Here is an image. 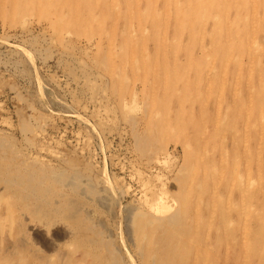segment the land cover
Returning <instances> with one entry per match:
<instances>
[{"label":"rangeland","instance_id":"rangeland-1","mask_svg":"<svg viewBox=\"0 0 264 264\" xmlns=\"http://www.w3.org/2000/svg\"><path fill=\"white\" fill-rule=\"evenodd\" d=\"M204 7L194 15L190 0H0V264H67L84 251L140 264L127 213L152 218L164 197L178 203L180 229L200 221L195 243L216 254L212 264H264V0ZM163 234L169 257L184 255Z\"/></svg>","mask_w":264,"mask_h":264},{"label":"bare ground","instance_id":"bare-ground-1","mask_svg":"<svg viewBox=\"0 0 264 264\" xmlns=\"http://www.w3.org/2000/svg\"><path fill=\"white\" fill-rule=\"evenodd\" d=\"M101 1V0H100ZM191 1V3H193V8L195 9L194 11H193V14L195 15V13H196V11L198 12V13H196V14H200V13H202V10H204V5H205V1L206 0H190ZM228 0H225V3L227 2ZM233 1V0H232ZM238 1V0H237ZM255 1H257V0H255ZM174 2V1H173ZM247 2V1H246ZM246 2H245V4H246ZM231 3V2H230ZM238 3V2H237ZM40 4V3H39ZM178 4H179V2H178ZM207 4V3H206ZM224 4V3H223ZM233 4V3H232ZM190 5V4H189ZM209 5V4H208ZM219 5V4H218ZM222 5V4H221ZM220 5V6H221ZM244 5V4H243ZM254 5H256V3H254ZM173 6V5H172ZM178 6V5H177ZM213 6V5H212ZM233 6V5H232ZM240 5H239V3H238V6L237 7H239ZM244 6H246V5H244ZM180 7H183V6H179V8ZM222 7V6H221ZM220 7V8H221ZM223 7H224V5H223ZM222 7V8H223ZM243 7V6H242ZM250 6H247V8H249ZM174 8V7H173ZM178 8V7H177ZM184 8V7H183ZM217 8V7H216ZM233 8V7H232ZM244 8H246V7H244ZM252 8V7H251ZM255 8V7H254ZM264 8V7H263ZM4 9V8H3ZM225 9V8H224ZM238 9V8H237ZM182 10V9H181ZM210 10V9H209ZM218 10V9H217ZM226 10V9H225ZM234 10H236V9H234ZM172 11V10H171ZM208 11V10H207ZM207 11H206V13L205 14H208L207 13ZM227 11V10H226ZM230 11V10H229ZM239 11H240V9H239ZM175 12H176V9H175ZM209 12V11H208ZM257 12V11H256ZM226 13V12H225ZM230 13V12H229ZM204 14V15H205ZM232 14V13H231ZM230 14V15H231ZM245 14V13H244ZM261 14V13H260ZM177 15V14H176ZM183 15V14H182ZM201 15H203V14H201ZM200 15V16H201ZM216 15H219V14H216ZM243 15V14H242ZM199 16V17H200ZM229 16V15H228ZM233 16H234V14H233ZM236 16V15H235ZM250 16H251V14H250ZM256 16L258 17V15L256 14ZM195 17V16H194ZM202 17V19L204 18L203 16H201ZM219 17V16H218ZM247 17V16H246ZM93 19H94V17H92ZM177 18V17H176ZM179 18V17H178ZM184 18V17H183ZM196 18V17H195ZM197 18H198V16H197ZM196 18V19H197ZM226 18V17H225ZM228 18V17H227ZM231 18H232V16H231ZM251 18V17H250ZM249 18V19H250ZM254 18V17H253ZM256 18V17H255ZM82 19H84V18H82ZM91 19V18H90ZM180 19V18H179ZM208 19V18H207ZM206 19V20H207ZM209 19H210V17H209ZM215 19V18H214ZM234 19V18H233ZM232 19V20H233ZM264 19V18H263ZM97 20V19H96ZM100 20V19H99ZM195 20V19H194ZM199 20H200V18H199ZM216 20V19H215ZM231 20V21H232ZM245 20V19H244ZM254 20V19H253ZM252 20V21H253ZM83 21V20H82ZM95 21V20H94ZM228 21V20H227ZM248 21V20H247ZM250 21V20H249ZM256 21V20H255ZM255 21H254V23H255ZM261 21V20H260ZM260 21H259V23H260ZM76 22V21H75ZM199 22H201V21H199ZM208 22V21H207ZM218 22V21H217ZM258 22V21H257ZM262 22V21H261ZM263 22H264V20H263ZM78 23V22H77ZM85 23H87V22H85ZM229 23V22H228ZM243 23V22H242ZM249 23V22H248ZM259 23H257V24H259ZM84 24V23H83ZM230 24V23H229ZM228 24V25H229ZM250 24V23H249ZM209 25H210V23H209ZM224 25H225V23H224ZM231 25V24H230ZM229 25V26H230ZM243 25H245V22L243 23ZM220 26V25H219ZM233 26H235V24L233 25ZM241 26V25H240ZM247 26V25H246ZM246 26H244V27H246ZM257 26V25H256ZM264 26V25H263ZM206 27V26H205ZM212 27H213V25H212ZM218 27V26H217ZM238 27V26H237ZM236 27V28H237ZM244 27H243V29H244ZM259 27V26H258ZM258 27H256V28H258ZM203 28V27H202ZM201 28V29H202ZM219 28V27H218ZM251 28V27H250ZM230 29V28H229ZM216 30V29H215ZM214 30V31H215ZM239 30V29H238ZM247 30H248V28H247ZM256 30V29H255ZM145 31L146 30H144V33H145ZM257 31V30H256ZM136 32V31H135ZM134 32V33H135ZM206 32V31H205ZM205 32H204V34H205ZM106 33V32H105ZM132 33V32H131ZM147 33V32H146ZM200 33V32H199ZM218 33V32H217ZM228 33H229V31H228ZM133 34V33H132ZM209 34H211V33H209ZM232 34V33H231ZM238 34H240V33H238ZM246 34H247V32H246ZM248 34H249V32H248ZM257 34V33H256ZM139 36H140V34H138ZM221 35V34H220ZM229 35V34H228ZM202 36H203V34H202ZM210 36V35H209ZM213 36V35H212ZM236 36V35H235ZM254 36V35H253ZM131 37V36H130ZM129 37V39H131ZM136 37V36H135ZM240 37V36H239ZM133 38V37H132ZM202 38V37H201ZM211 38V37H210ZM241 38V37H240ZM239 38V39H240ZM249 38V37H248ZM128 39V40H129ZM231 39H232V37H231ZM163 40V39H162ZM174 40V39H173ZM229 40H230V38H229ZM251 40H253V39H251ZM202 41V40H201ZM217 40H214L213 41V43H215ZM248 41V40H247ZM249 41H250V39H249ZM254 41H256V40H254ZM110 42V41H109ZM217 42H219V41H217ZM216 42V43H217ZM233 42V41H232ZM257 42V41H256ZM111 43H113V42H111ZM220 43V42H219ZM250 43V42H249ZM252 43V42H251ZM182 44V43H181ZM189 44H191V43H189ZM226 44V43H225ZM247 44V43H246ZM214 45V44H213ZM218 45H220V44H217V46ZM253 45V44H252ZM184 46V45H183ZM216 46V45H215ZM234 46V45H233ZM249 46V45H248ZM258 46V45H257ZM127 47V46H126ZM143 47H145L144 45H143ZM252 47H254V46H252ZM256 47V46H255ZM109 48V47H108ZM122 48V47H121ZM134 49L136 48L135 46L133 47ZM160 48V47H159ZM220 48H221V45H220ZM262 48V47H261ZM110 49V48H109ZM118 49V48H117ZM117 49H114V51H112V52H115V50H117ZM203 49V48H202ZM219 49V48H218ZM246 49H248V47L246 48ZM254 49L255 48H253L252 50L254 51ZM108 50V49H107ZM112 50H113V48H112ZM225 50V49H224ZM243 50V49H242ZM178 51H179V49H178ZM215 51H217V48H216V50ZM223 51V50H222ZM221 51V52H222ZM219 52H220V50H219ZM243 52V51H242ZM252 52V51H251ZM103 53H104V51H103ZM174 53V52H173ZM223 53H225V52H223ZM101 54V53H100ZM111 54V53H110ZM217 54H218V51H217ZM221 54V53H220ZM238 54V53H237ZM108 55H109V52H108ZM112 55H114L113 53H112ZM111 55V56H112ZM116 55V54H115ZM115 55H114V58H115ZM231 55V54H230ZM248 55V54H247ZM104 56V55H103ZM132 56H134V55H132ZM208 56H211V54L210 55H208ZM207 56V57H208ZM214 56V55H213ZM219 56V55H218ZM113 57V56H112ZM222 57V56H221ZM231 57V56H230ZM229 57V58H230ZM237 57V56H236ZM253 57V56H252ZM251 57V58H252ZM135 58V57H134ZM167 58V57H166ZM175 58V57H174ZM224 58V57H223ZM225 58H227L228 59V56H226ZM234 58H235V55H234ZM233 58V59H234ZM147 59V58H146ZM207 59V58H206ZM212 59H213V57H212ZM212 59H211V61H212ZM221 59V58H220ZM236 59V58H235ZM234 59V60H235ZM238 59V58H237ZM254 59V58H253ZM252 59V60H253ZM132 60V59H131ZM134 60V59H133ZM137 60V59H136ZM143 60H145L144 58H143ZM193 61V60H192ZM198 61V60H197ZM204 61V60H203ZM218 61H220V60H218ZM229 61V60H228ZM255 61V60H254ZM133 63L135 62V64H137L136 63V61H132ZM208 62V60H205L204 62H200L201 64H203V65H207V64H204V63H207ZM214 62V61H213ZM225 62H226V60H225ZM239 62V61H238ZM249 62V61H248ZM252 62V61H251ZM258 62V61H257ZM257 62L255 61V64H257ZM260 62V61H259ZM222 63V62H221ZM231 63V62H230ZM233 63V62H232ZM176 64V63H175ZM225 64V63H224ZM227 64H228V62H227ZM190 65V64H189ZM240 65V64H239ZM243 65V64H242ZM251 65V64H250ZM208 66V65H207ZM229 66V65H228ZM258 66V65H257ZM114 67V66H113ZM112 67V68H113ZM136 67H138V65L136 66ZM202 67V66H201ZM246 67V66H245ZM253 67V66H252ZM251 67V68H252ZM199 68H200V66H199ZM238 68H240V67H238ZM248 68V67H247ZM250 68V67H249ZM111 69V68H110ZM226 70V69H225ZM109 71V70H108ZM242 71V70H241ZM246 71H248V69L246 70ZM257 70H255V72H256ZM198 73V72H197ZM223 73H225L226 74V72H223ZM109 74V73H108ZM229 74V73H228ZM250 74H251V71H250ZM250 74H249V76H250ZM253 74V73H252ZM166 75V74H165ZM224 75V74H223ZM248 76V77H249ZM262 76V75H261ZM167 77V76H166ZM166 79V78H165ZM114 80V79H113ZM125 81V80H124ZM259 81H261L260 83H259V85L261 86L262 85V83H263V81H264V76H262V77H260L259 78ZM212 83V82H211ZM209 85H210V87H211V84H210V82H209ZM219 85V84H218ZM220 86V85H219ZM221 87V86H220ZM260 88V87H259ZM254 90V89H253ZM252 91V90H251ZM260 91V90H259ZM182 92V91H181ZM182 94V93H181ZM200 95V94H199ZM182 98V97H181ZM261 99V98H260ZM182 100V99H181ZM258 103V102H257ZM162 113V112H161ZM154 115V114H153ZM155 116V115H154ZM153 116V117H154ZM159 118L160 117H158V121H159ZM263 117H262V115H261V119H262ZM261 121H263V120H261ZM222 122V121H221ZM242 122V121H241ZM218 124H220V122H217ZM217 123H215V126H217L216 124ZM149 124H150V122H149ZM160 126V125H159ZM155 127H158V125L157 126H155ZM255 127V126H254ZM163 128H164V125H163ZM223 128V127H222ZM160 129V128H159ZM233 130V129H232ZM159 131H161V130H159ZM221 132H223V131H221ZM205 141V140H204ZM203 141V143H205ZM202 143V144H203ZM244 143V142H243ZM245 144V143H244ZM249 145V144H248ZM186 146V145H185ZM187 146H189V145H187ZM186 146V147H187ZM203 146V145H202ZM247 146V145H246ZM199 147V146H198ZM197 147V148H198ZM204 147H206V145H204ZM188 148V147H187ZM202 147H200V149H201ZM196 149V148H195ZM205 148H203L202 149V151L204 150ZM197 150H199V149H197ZM207 150V149H206ZM189 151V150H188ZM212 151V150H211ZM210 151V152H211ZM201 152V151H200ZM207 151H205L204 150V152H203V154L204 153H206ZM209 152V153H210ZM199 153V152H198ZM209 153H207V154H209ZM196 155H199V154H197V153H195ZM201 154V153H200ZM206 154V155H207ZM31 155V154H30ZM192 155V154H191ZM194 155V154H193ZM205 155V154H204ZM200 156V155H199ZM20 157V156H19ZM192 157H195V155L194 156H192ZM202 157L203 156H201V158H199V159H201L202 160ZM211 157V156H210ZM209 157V158H210ZM196 158V157H195ZM197 159V158H196ZM196 159H194V160H196ZM205 159H206V156H205ZM208 159V158H207ZM34 161V160H33ZM200 161V160H199ZM206 161V160H205ZM212 161V160H211ZM195 162V161H194ZM204 162V161H203ZM203 162H201L202 164H200L199 163V166L200 165H203ZM207 162V161H206ZM209 162H210V160H209ZM255 162V161H254ZM160 163V162H159ZM205 163V162H204ZM160 164H162V163H160ZM191 162H190V166L188 167V168H191L190 169V171L191 172H193L194 170H195V167L194 168H192L191 167ZM194 164V163H193ZM213 164V163H212ZM224 164V163H223ZM195 165V164H194ZM196 165H198V161H197V164ZM205 165V164H204ZM207 165H211V163L209 164V163H207ZM207 165H205V166H207ZM214 165V164H213ZM212 165V167H214ZM198 166V167H199ZM218 166V165H217ZM216 166V167H217ZM197 167V168H198ZM203 168H204V166H202ZM209 167H211V166H208L207 167V174H208V169H210ZM211 167V169L210 170H212L211 171V173H210V175L211 174H215V173H219L218 171H216L215 173H214V169H216L215 167L214 168H212ZM186 170H187V168H186ZM205 170V169H204ZM218 170H219V167H218ZM222 170V169H221ZM224 170V169H223ZM18 171V170H17ZM198 171H200L199 169H198ZM249 171V170H248ZM191 172H188L187 174H189L190 175V173ZM202 172H203V170H202ZM204 172H206V171H204ZM221 172V171H220ZM223 172H225V171H223ZM223 172L221 173V174H219V175H221V178H222V175H223ZM227 172H229V170L227 171ZM231 172H232V177H233V181H235V180H238V178L236 177V174H235V172L233 171V170H231ZM28 173H32L31 171L30 172H28ZM193 173H195V172H193ZM200 173L201 172H199V174L198 175H200ZM230 173V172H229ZM261 173V172H260ZM226 174V173H225ZM228 174V173H227ZM195 175V174H194ZM194 175L193 176H191V177H194ZM209 175V176H210ZM230 175V174H229ZM229 175H227V177L229 176ZM264 175V174H263ZM34 176V175H33ZM197 176V175H196ZM205 176V175H204ZM218 176V175H217ZM216 176V177H217ZM241 176V175H240ZM256 176H258V175H256ZM19 177H21V175L19 176ZM29 177H31V176H29ZM28 177V178H29ZM191 177H188V180H189V178H191ZM200 177V176H199ZM203 177V176H202ZM207 178H208V176H206ZM232 177L230 178V179H232ZM26 178V177H25ZM197 178H198V176H197ZM196 178V179H197ZM211 178V177H210ZM192 179V178H191ZM20 180V179H19ZM195 180V179H194ZM200 181H203L204 179H199ZM199 180H197V181H199ZM257 180V179H256ZM256 180H254V181H256ZM31 181V180H30ZM193 181V180H192ZM200 181H199V183H200ZM214 181V180H213ZM219 181V180H218ZM223 182H224V178H223V180H222ZM240 180H238V182H239ZM251 181V180H250ZM27 182V181H26ZM230 182H231V180H230ZM238 182H236L235 184H237ZM249 182V181H248ZM247 182V183H248ZM263 182V181H262ZM28 183V182H27ZM189 183V182H188ZM190 183H191V180H190ZM189 183V184H190ZM194 183V182H193ZM204 183V182H203ZM228 183V182H227ZM232 183V182H231ZM234 183V182H233ZM233 183H232V186L231 187H233ZM251 183H254V182H252L251 181ZM29 184V183H28ZM196 184V182L194 183V185ZM24 185H26V184H24ZM194 185H192V186H194ZM200 185V184H199ZM199 185H198V187H199ZM229 185V184H228ZM231 185V184H230ZM238 185V184H237ZM252 185V184H251ZM264 185V184H263ZM186 186H187V184H186ZM250 186V185H249ZM253 186V185H252ZM30 187V186H29ZM188 187H189V185H188ZM230 187V186H229ZM228 187V188H229ZM236 187H238V186H236ZM251 187V186H250ZM258 187V186H257ZM193 188V187H192ZM192 188H191V191H192ZM235 188V187H234ZM252 188V187H251ZM24 189V188H23ZM22 189V187H21V190H23ZM188 189V188H187ZM190 189V188H189ZM230 189H232V188H230ZM256 189V188H255ZM26 190V189H25ZM24 190V191H25ZM229 190V189H228ZM227 190V191H228ZM186 191V190H185ZM190 191V190H189ZM164 192V191H163ZM193 192V191H192ZM214 192V191H213ZM240 192V191H239ZM249 192V191H248ZM261 192H262V190H261ZM41 193V192H40ZM246 193V192H245ZM35 194V193H34ZM37 194V193H36ZM173 194V193H172ZM175 194V193H174ZM177 194V193H176ZM29 195V194H28ZM27 195V196H28ZM32 195V194H31ZM171 195V194H170ZM183 195H185V193L183 194ZM182 195V196H183ZM187 195V194H186ZM190 195V194H189ZM189 195H188V197H189ZM216 195V194H215ZM218 195V194H217ZM26 196V197H27ZM165 196V195H164ZM171 196H174V195H171ZM193 195H191V197H192ZM222 197V196H221ZM220 197V198H221ZM146 198V197H145ZM186 198V197H185ZM215 198V197H214ZM217 198H218V196H217ZM247 198V197H246ZM148 199V198H147ZM172 199V198H171ZM169 197L168 198H166V197H164V198H162L161 200H159V199H157L158 200V203H156V205L153 207V205L152 206H150V211H151V217L152 218H146V217H142L139 221H134V220H132V215H134V213L133 212H128L127 213V225H128V230L129 229H134V233H135V226H136V229H137V231H139V234H140V237H141V245L139 246L140 247V249L138 250V254H139V257L141 258L140 259V264H187V263H185V261L184 260H186L185 258H183V257H186V256H189L190 254L191 255H193V253H191V251L192 252H195L194 253V257L193 258H195V263H193V264H203V261L205 260V259H208V261H209V264H212L213 262H215V261H217V259H216V257H215V255H213L211 252H209V249H208V247H206V248H204V252L203 251H201L200 253H199V249H198V244H196L195 242L196 241H198L197 239H198V235H197V232H198V229H199V226H200V221H198L197 222V224H196V227H195V229H194V225H193V230H190V229H180L181 227H179L180 225H181V220L183 219V217L181 216V214H179L178 213V206H177V204L175 203V200L173 201V199L171 200ZM178 199V198H177ZM192 199H193V197H192ZM221 199H224V198H221ZM263 199V198H262ZM156 200V201H157ZM187 200V199H186ZM191 200V199H190ZM189 200V201H190ZM252 200V199H251ZM250 200V201H251ZM148 201V200H147ZM181 202H182V205H183V203L185 202V200H184V202L182 201V200H180ZM222 201V200H221ZM227 201H228V199H227ZM253 201V200H252ZM104 202V201H103ZM145 202V201H144ZM197 202V201H196ZM143 203V202H142ZM151 203V202H150ZM191 203V202H190ZM199 205V207H201V205H200V202H197ZM214 203H215V201H214ZM232 203V202H231ZM147 204V203H146ZM181 204V203H180ZM263 204V203H262ZM151 205V204H150ZM190 205V204H189ZM194 205V204H193ZM216 205V204H215ZM226 205V204H225ZM253 205V204H252ZM228 206V205H227ZM147 207V206H146ZM181 207V206H180ZM186 207H187V205H186ZM189 207V206H188ZM195 207V206H194ZM253 207V206H252ZM148 208H149V206H148ZM182 208V207H181ZM249 208V207H248ZM259 208V207H258ZM187 209V208H186ZM185 209V210H186ZM195 209V208H194ZM250 209H251V206H250ZM248 209L246 208V210L245 211H247ZM182 211V210H181ZM199 211V210H198ZM262 211V210H261ZM73 212V211H72ZM146 212V211H145ZM133 213V214H132ZM181 213V212H180ZM247 213V212H246ZM250 214L252 213V212H249ZM263 214H264V212H262ZM259 214V213H258ZM247 215V214H246ZM262 216V215H261ZM135 217V216H134ZM246 217V216H245ZM251 217V216H250ZM249 217V218H250ZM263 217V216H262ZM261 218V217H260ZM98 219V218H97ZM191 220V219H190ZM263 220V219H262ZM95 221V220H94ZM44 224V223H43ZM193 224H194V222H193ZM228 224V223H227ZM232 224V223H231ZM230 224V225H231ZM224 225V224H223ZM186 226H187V224H186ZM247 226V225H246ZM245 226V227H246ZM227 227H229V225L227 226ZM191 228H192V225H191ZM210 228V227H209ZM245 229V228H244ZM227 230V229H226ZM66 231V230H65ZM210 231V230H209ZM132 232V231H131ZM228 232V231H227ZM57 233V232H56ZM133 233V234H134ZM163 233H167V235H169V233L171 234V236L173 237V239H174V242L175 243H181V245L182 246H180V249H181V251L182 252H180V254L179 255H181L182 253L184 254V255H182L181 257H178V258H176L177 256H175V260L174 259H172V258H170V257H172L173 256V254H174V251H175V249H172V247H173V244L172 243H170L169 242V240H165V235L163 234ZM222 233H224V232H222ZM132 234V235H133ZM201 234V233H200ZM205 234V233H204ZM208 234V233H207ZM211 234V233H210ZM226 234H229V232L228 233H226ZM63 235V234H62ZM60 236V235H59ZM228 236H231L230 234L228 235ZM139 237V236H138ZM233 237V236H232ZM247 237V236H246ZM63 238H64V236H63ZM203 238V237H202ZM205 238H207V237H205ZM132 239H133V237H132ZM208 239V238H207ZM262 239H263V237H262ZM256 240V239H255ZM261 240V239H260ZM264 240V239H263ZM155 241L157 242V244H155V245H160V250L158 251V255L157 254H154L153 252V248H152V251H151V247H152V243H155ZM204 241H206V240H204ZM231 241V240H230ZM234 241V240H233ZM262 241V240H261ZM98 242V241H97ZM96 242V243H97ZM183 242V243H182ZM248 242V241H247ZM246 242V243H247ZM81 243V242H80ZM103 243V242H102ZM101 243V244H102ZM140 243V242H139ZM198 243H199V245H200V242L198 241ZM201 243H203V242H201ZM104 244V243H103ZM106 244V243H105ZM134 244V243H133ZM229 244V243H228ZM131 245V244H130ZM186 245V246H185ZM226 245V244H225ZM248 246H249V244H247ZM183 246H185V247H183ZM204 246H206V245H204ZM251 246V245H250ZM134 247V246H133ZM138 247V248H139ZM157 247V246H156ZM159 247V246H158ZM195 247L197 248V249H195ZM121 248V247H120ZM183 248V249H182ZM245 248H247V247H245ZM80 249V248H79ZM89 249V248H88ZM154 249H155V246H154ZM76 250H78V249H76ZM83 250V249H82ZM105 250H106V248H105ZM179 250V249H178ZM259 250V249H258ZM197 251V252H196ZM242 251V250H241ZM75 252V251H74ZM176 252V251H175ZM260 252H263L262 250L260 251ZM75 253H77V255H72V257H70L71 259H70V261H68V262H70V263H67V264H84V262H85V264H93V263H96V264H121V262H120V260H117V258L115 259L114 257V259H111V260H109L110 259V257H109V259L106 261V259H104V261L103 260H101L100 259V256H99V258H94L93 259V257L92 256H90L89 255V253H87L86 251H84V252H82V253H79V252H75ZM74 253V254H75ZM114 253V252H113ZM247 253V252H246ZM90 254H92V253H90ZM169 255H170V257H169ZM58 256H60V255H58ZM94 256V255H93ZM92 258V261L90 262L89 260H88V258ZM229 257V256H228ZM228 257H226L227 259H226V262H229V260H231V257L230 258H228ZM61 258V257H60ZM108 258V257H107ZM69 259V258H68ZM183 259V260H182ZM219 259V258H218ZM66 260H67V258H66ZM101 260V261H100ZM261 260V259H260ZM264 261V260H263Z\"/></svg>","mask_w":264,"mask_h":264}]
</instances>
